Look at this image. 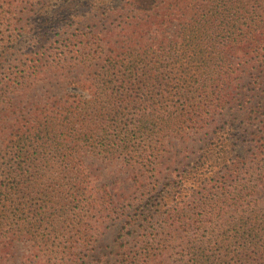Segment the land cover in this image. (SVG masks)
Segmentation results:
<instances>
[{
  "label": "trees",
  "instance_id": "obj_1",
  "mask_svg": "<svg viewBox=\"0 0 264 264\" xmlns=\"http://www.w3.org/2000/svg\"><path fill=\"white\" fill-rule=\"evenodd\" d=\"M61 1L55 10L46 0L23 2L21 29L39 23L49 35L70 18L83 20L81 13L111 24L97 37L105 45L86 87L89 99L71 92L52 96L49 112L35 116L33 126L0 132V264H12L22 242L29 246L28 262L41 250L63 255L60 242L74 231L83 248L93 246L92 264H143L130 253L139 225L110 230L96 245L87 234L86 208L98 200L89 196V168L80 155L153 164L162 149L148 140L181 133L178 126L188 122L197 129L209 126L212 112L222 113L231 131L243 126L247 137L246 158L229 152L228 144L226 160L216 158L224 184L243 164L248 171L257 168L264 188V0H124L113 11L108 0ZM196 149L203 151L199 160H211L205 143ZM202 165L196 168V228L208 222L203 228L209 234L194 240L183 264H264V208L244 205L249 197L255 200L256 186L246 182L230 198H208L209 175L219 170ZM177 198L162 197L156 213L164 209L171 222L178 220L184 211L176 207Z\"/></svg>",
  "mask_w": 264,
  "mask_h": 264
},
{
  "label": "rangeland",
  "instance_id": "obj_2",
  "mask_svg": "<svg viewBox=\"0 0 264 264\" xmlns=\"http://www.w3.org/2000/svg\"><path fill=\"white\" fill-rule=\"evenodd\" d=\"M23 2L28 0H0V132L10 126H33L35 116L42 117L49 112L52 96L71 92L79 98L89 99L92 91L86 87L93 80V69L103 57L100 50L105 45V41L98 43L97 37L111 24V21L102 23L97 19L93 22L92 14L81 13L83 20L77 22L70 18L66 23L58 24L49 35H43L44 30L39 29V23L33 25L35 29L23 31ZM46 2L53 10L62 3L61 0ZM108 2L109 11H113L124 0ZM43 36V42L37 44ZM26 51H30L31 56H25ZM240 65L245 66L243 63ZM36 67L38 71L34 74ZM208 118L209 126L197 129L194 121L188 122L186 126H178L183 130L181 133L166 135L164 132L148 140L147 145H161L162 149L153 164L148 165V160L143 158L108 163L92 153H81L89 168V172H85L89 175V196L98 200L95 208H86L85 216L88 218L84 225L87 234L93 236L95 245L99 238L110 234V230L119 232L128 226L134 231L137 224L138 239L130 247L131 256L144 259L143 264H183L186 255L189 256L194 249V240L209 234L203 228L210 227L208 222H201V229L196 228L199 209L194 197L200 191L196 182L200 177L196 171L202 169L198 167L202 163H206L203 167L212 164L219 170L218 175H209L213 181L205 187L210 193L208 198H230L234 195V188L241 190L247 182V185L256 186L255 200L250 202L249 197L244 205L256 204L264 208V188L257 182L256 167L248 171L241 164L242 170L237 176L224 184V170L217 166V159L226 160L223 154L227 144L233 155L246 158L244 127L234 126L231 131L226 118L219 112H212ZM239 121L237 118L236 123ZM2 140L3 135L0 134V143ZM204 143L207 150L210 149V161L206 156L199 160L203 151L196 148ZM170 194H176L177 201L180 199L176 207L184 211L173 222L167 218L168 212L164 209L156 213ZM151 214L154 217H150ZM72 234L67 238L64 236L62 240L66 239L60 242L63 255L51 253L48 256L41 250L36 258H31L32 262H28L29 246L22 242L18 243L11 263L92 264L88 248L93 246L83 248L79 235L75 231ZM102 242L104 245L107 243L106 240Z\"/></svg>",
  "mask_w": 264,
  "mask_h": 264
}]
</instances>
